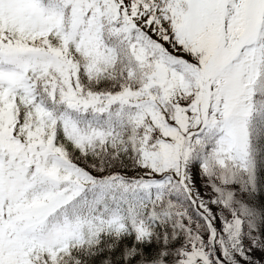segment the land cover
Instances as JSON below:
<instances>
[{"label": "snow or ice", "instance_id": "obj_1", "mask_svg": "<svg viewBox=\"0 0 264 264\" xmlns=\"http://www.w3.org/2000/svg\"><path fill=\"white\" fill-rule=\"evenodd\" d=\"M0 264H264V0H0Z\"/></svg>", "mask_w": 264, "mask_h": 264}]
</instances>
